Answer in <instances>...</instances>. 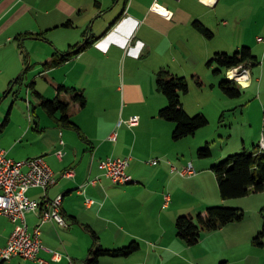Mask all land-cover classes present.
I'll return each mask as SVG.
<instances>
[{"label": "crops", "instance_id": "1", "mask_svg": "<svg viewBox=\"0 0 264 264\" xmlns=\"http://www.w3.org/2000/svg\"><path fill=\"white\" fill-rule=\"evenodd\" d=\"M156 4L169 10L171 16L160 13ZM196 21L202 22L213 35L209 37L198 30ZM64 28L70 35L74 29L82 30V34L69 37L59 32ZM230 31L234 33L231 39L251 47L258 58L259 63L245 66L249 79L236 80L240 88L247 87L252 79L250 66L262 62L259 54L264 50V0H0V149L15 160L45 157L58 182L48 190L32 187L28 194L38 201L62 195V213L67 220L66 226L54 221L43 224L44 247L38 259L1 260L0 257V264H89L87 259L94 246L91 229L97 232L103 247L118 248L130 238H142L132 227L141 228L143 224L142 229L147 228L144 218L158 209L160 219L170 213L174 226L179 214H193L194 210H205L222 202L218 178L209 162L194 157L190 161L197 174L184 177L174 167H184L189 162L185 156L176 163L166 159V151L139 143L153 123L159 121L168 134L174 130L175 123L159 115L162 106L168 104L164 96H160L159 109L155 105L147 112L146 102L138 107L146 97L138 74L142 69L144 72L150 69L154 81L157 72L166 68L174 75L187 77L192 65L186 61L192 45L196 51L203 52L206 58L203 62L212 68L215 63L208 62L216 52L226 51L228 44L224 40L230 38ZM220 32L221 39H216ZM85 38L93 42L58 65H44L59 55L69 54ZM63 39L66 42L62 43ZM169 53L173 55L165 58ZM37 64L43 66L42 70H37ZM123 64L128 81L120 80ZM197 70L195 67L194 72ZM38 75L47 81L45 87H40ZM194 76L199 78V84L206 85L202 74L197 77L194 73ZM62 85L77 88L86 95L85 106L73 102L68 111L80 129L65 126L61 112L50 115L42 105L43 98L54 99L59 95L70 100L73 94L60 92ZM154 89L153 97L157 83ZM182 102L190 113L183 96ZM134 115L140 116V120L131 127L127 120ZM260 134L264 135V129ZM115 135L117 138L113 139ZM59 150L62 157L57 155ZM150 153L155 156L152 163L159 160L153 163L159 171L152 173L153 177L156 174L155 178L144 173L151 166L142 158ZM109 157H130L127 167L132 177L130 184L115 183L104 173L100 162ZM68 168L75 170L74 176L62 175ZM158 183L164 188H158ZM185 186L205 190V197L189 203L188 213L187 203L173 210L174 198L180 201ZM168 191L167 204V194L163 192ZM155 199L160 201L157 207ZM135 200L139 207L131 206ZM26 219L33 229L40 222V212H28ZM229 224L220 228L226 230ZM15 227L11 218L0 214V247L7 245ZM163 230L166 232L168 228ZM118 239L123 241L117 243ZM54 252H59L61 257L54 258ZM113 260L117 264L121 262L104 256L97 264Z\"/></svg>", "mask_w": 264, "mask_h": 264}, {"label": "rangeland", "instance_id": "2", "mask_svg": "<svg viewBox=\"0 0 264 264\" xmlns=\"http://www.w3.org/2000/svg\"><path fill=\"white\" fill-rule=\"evenodd\" d=\"M67 30V28L60 29L59 32L69 37H72L73 34L77 37L82 34V30L80 29H74L75 31H72L71 35ZM233 34L234 33L230 31V38H228L227 41L226 39L224 40L228 44L225 49L229 53H234L245 45L241 44V41H238L237 37V40L234 38L231 39ZM221 36L222 33L220 32L216 34L215 38L221 39ZM86 41L87 39L85 38L83 43ZM234 41H236V44L238 43L239 46L236 45ZM64 42H66V40L63 39L62 43ZM191 49L192 53H188V61H186L188 64L192 65L188 70L189 74H187L190 91L187 94L184 93L182 96L187 108L191 111L190 113L193 115L205 113L209 119V124L200 128L194 135L175 140L173 138L174 130L172 133L170 132L168 134L166 130L164 131L160 123H158L159 121H157V123H153L150 126V132L147 131V134L140 138L139 143L147 147L149 146V148L154 147L155 150L166 151L168 153L165 155L168 157L166 159H172L176 161V163L178 158L183 159L185 156L189 162L196 157L200 161L209 162L210 166L213 165V162L219 163L230 154L240 152L244 149L256 151L259 147H256L255 144L259 145L262 141L263 134L261 135L260 132L264 129V68L262 67L264 50L259 54L260 61L262 62L255 66H250L252 75L250 84L247 87L241 85L243 91L241 95L230 96L225 93L220 84L222 80L231 78L228 75V70L224 68L221 72H216L215 70L219 67L217 63H215L212 68H208L207 63L205 64V62H203L206 59L202 54L203 52L196 51L193 45ZM172 55L171 53L165 54V58L168 59ZM35 67H37V70H42L43 66L37 64ZM195 67L198 68L196 72H194ZM245 68L246 67L243 66L242 70ZM194 73L197 74V77L202 74L204 78L200 77L203 82L205 81L206 85L199 84V78H195ZM127 76L123 64L120 80L125 79L128 81ZM153 77L155 76L151 74L150 69H146L145 72L144 69H142L138 74L140 87L146 93V100H142L140 104H138V107L144 106L142 102H146L145 108H147V112L154 108L155 105H158L159 109L162 104L160 96H164V98H166L165 100H168L164 93L158 89H156L155 96H152L155 90L154 85L156 86V78L153 81ZM36 78H38L40 87L42 85H44V87L47 85V81H45L42 76L38 75ZM213 82L216 83L215 86L211 85ZM55 94L56 93H54L53 97ZM169 121L173 122L171 120ZM152 134L157 136L153 137ZM207 142L210 143L212 154L207 157H201L199 155V149L204 148ZM181 151H183V153ZM154 157L152 153L144 154L142 158L143 161L151 166L145 169V174L159 173L157 169H154L156 165L152 163ZM156 174H154V177L153 174L150 176L155 178ZM147 180L148 182L150 181L149 178ZM139 181L143 182L145 180ZM150 183L151 181L149 184ZM126 184L120 183V185ZM159 187L160 189L164 188L158 183V188ZM218 190L219 194H221L220 188ZM204 191V188L201 190L195 189L193 186H188L185 193L180 197V201H175L174 198L175 204L173 210H175L176 206L182 203L185 205V203H187L188 209L186 213H188V211H190L189 203L191 204L200 200V196L202 198L205 197ZM168 193L169 191L163 192V195ZM260 194L263 195L253 192L251 195L230 199H223L220 195V201L222 202L214 205L240 207L245 210L246 215L244 219L231 222L226 230L221 228L213 231L204 230L201 240L194 245H190L179 239L176 230V220L173 221L174 226H172L170 213H168L166 217L164 214L162 219H160V209H158L155 213H151L144 218V223L148 225L147 228L142 229L143 224L141 228L139 225H135L134 227L131 225L134 230L138 231L140 235L143 236L142 238L141 236L138 238H130L120 246H127L133 240H137L140 242L141 247L128 257L119 256L111 258L121 260V264H205L212 261H216V264H221L226 258L229 260L226 263L224 262L225 264H264V245L260 246L254 242V238L264 229V192ZM158 200L155 199L156 207L160 204ZM136 201L137 200L133 201L131 206H138ZM224 202L228 204L226 205ZM206 209L207 208H205V210L204 208L201 210L197 209L192 213L193 215H197L199 212H203V210L206 211ZM180 215L181 214H179L178 217ZM162 227L168 228V230L165 232ZM163 235L165 236L164 241H162ZM123 236H126V233ZM262 238L264 241V236H262ZM122 241V239H118L117 243H121ZM211 255L214 257L210 258ZM102 264L117 263L113 260L107 262L103 261Z\"/></svg>", "mask_w": 264, "mask_h": 264}, {"label": "trees", "instance_id": "3", "mask_svg": "<svg viewBox=\"0 0 264 264\" xmlns=\"http://www.w3.org/2000/svg\"><path fill=\"white\" fill-rule=\"evenodd\" d=\"M195 26L205 35L211 37L213 32L208 29L202 22L196 21ZM93 41L88 40L73 46V50L69 54H62L53 61L44 63L45 66H54L63 62L73 53H77ZM218 64L216 72L222 69L227 70L250 63H259L258 58L254 55L253 50L249 46H243L234 53L219 51L209 60L208 64ZM21 77V76H20ZM157 88L168 99V104L161 108L159 115L162 118L171 120L175 123L173 138L180 140L182 138L196 134V132L209 124V119L205 113L190 114L184 107L182 95L189 92L190 86L187 77L172 74L168 69L162 68L157 72ZM225 93L230 96H239L242 94V88L234 79H224L220 82ZM60 92L66 91L72 93L70 100L57 96L54 99L43 98L42 105L50 115L61 112V121L65 126L80 129L68 114L70 106L73 102H79L85 106L87 103L86 95L77 88H70L64 85L60 86ZM260 145V144H259ZM256 144V147H259ZM212 154L210 143L207 142L204 148L199 149L201 157H207ZM213 171L216 173L220 193L223 199L244 197L251 192L259 193L264 191V152L260 148L256 151H248L244 149L240 152L230 154L226 159L212 165ZM245 210L240 207H229L223 205L208 206L206 212H199L197 215L182 214L176 220L177 236L190 245H194L201 240L202 232L216 230L231 222L240 221L245 217ZM94 239V246L90 250V257L87 259L89 264H97L100 258L104 256L119 257L129 256L140 248V242L133 240L129 245L118 248H105L99 241L96 231L90 230ZM262 236L263 231L259 232L254 242L260 246L264 245Z\"/></svg>", "mask_w": 264, "mask_h": 264}, {"label": "built area", "instance_id": "4", "mask_svg": "<svg viewBox=\"0 0 264 264\" xmlns=\"http://www.w3.org/2000/svg\"><path fill=\"white\" fill-rule=\"evenodd\" d=\"M156 9L165 16H171V12L161 5L156 4ZM262 40V38H260ZM243 65L231 68L229 72L239 73L243 80L249 79L248 69L242 70ZM140 116L134 115L127 122L135 126L139 123ZM116 139V135L112 137ZM259 148L264 149V135ZM57 155L62 157V151H57ZM159 160H153L158 163ZM130 157H115L101 160L100 167L104 173L111 177L115 183H128L127 167ZM174 170L182 176L192 177L197 174L193 162H189L183 168ZM65 177L75 175L73 168H68L62 173ZM93 179L92 182H96ZM58 182L53 169L49 166L44 156L31 157L24 160H15L7 156L4 149H0V214L11 218L16 227L12 232L6 246L0 247L1 260H9L14 257L25 259H38L40 250L44 247L41 241L42 226L48 221H54L62 226L67 225V220L62 213L63 196L55 198H45L38 201L29 196L28 191L32 187H41L48 190ZM166 202L170 201V195H166ZM89 202L93 200L89 199ZM28 212H40V222L31 229L26 219ZM54 258H60L59 252L53 253Z\"/></svg>", "mask_w": 264, "mask_h": 264}, {"label": "bare ground", "instance_id": "5", "mask_svg": "<svg viewBox=\"0 0 264 264\" xmlns=\"http://www.w3.org/2000/svg\"><path fill=\"white\" fill-rule=\"evenodd\" d=\"M229 74H230L231 79L238 80V81H242L243 80V77L239 73L229 72ZM260 151L264 152V149L260 148ZM130 181H132V177L131 176L128 177V182H130Z\"/></svg>", "mask_w": 264, "mask_h": 264}]
</instances>
